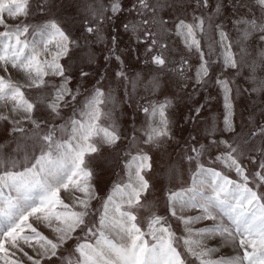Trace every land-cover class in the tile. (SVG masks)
Here are the masks:
<instances>
[{"label": "snow or ice", "instance_id": "6c2138e0", "mask_svg": "<svg viewBox=\"0 0 264 264\" xmlns=\"http://www.w3.org/2000/svg\"><path fill=\"white\" fill-rule=\"evenodd\" d=\"M0 131V264H264V0H0Z\"/></svg>", "mask_w": 264, "mask_h": 264}, {"label": "rangeland", "instance_id": "374dc122", "mask_svg": "<svg viewBox=\"0 0 264 264\" xmlns=\"http://www.w3.org/2000/svg\"><path fill=\"white\" fill-rule=\"evenodd\" d=\"M74 10L70 9L69 13L71 14ZM102 45L96 46L97 51V58L98 63L102 66L103 65V59L102 55L99 52V49L102 48ZM131 74H135L136 72H140L142 75H144L147 78V75L150 71V69L143 65L139 64L137 62H132L129 65ZM109 81H106L105 83H108ZM94 83V78H90L89 81L86 84V87H91V84ZM112 86L114 88L117 87L116 83L114 81H111ZM212 92V95H216L215 90H210ZM189 93H192L191 84L189 85V88L186 89L184 92H179L175 86H173L171 89H169V94H175L176 96V107H175V117L176 120V126H175V133L177 140L183 144V142L191 136H198L203 137L205 135V129L210 125L214 117H220L222 112V107L220 101L214 100L209 102H206L204 99V96L206 93L201 92L199 95L193 94L191 97L188 95ZM123 89L119 88L117 90L116 95L118 97L122 96ZM141 94H143V90L141 89ZM162 98V96L160 97ZM255 99V97H253ZM198 104H206L207 106L202 110V114L199 117V120L197 122L193 121H185L183 117L188 116L190 109L194 108ZM123 111L125 112V115L121 119V123L125 128L128 127L127 121L129 120L132 110L127 108V106H123ZM252 111V102L245 100L243 98L239 99L237 101V121H247L249 112ZM256 115L258 116L259 113L257 112ZM143 117L141 116L140 119ZM239 130V128H238ZM8 142L7 134L0 131V144H6ZM177 145L173 144L168 148V152L171 154V158L175 159L177 156ZM105 156L107 157V160L99 161L98 162V168L104 169V181L107 182L109 178H114V172L116 171L115 168L111 166L109 161L111 160V157L108 156V152L106 150ZM157 165H156V175L158 176V181L156 183V190L152 195L149 196V199H159L161 202V211H163L162 208V186H165L168 184V178L163 174L164 169L167 167V164L169 163L168 159L161 160L160 157L157 155L156 157ZM101 192L104 190V185L101 184ZM223 251H227V249H224Z\"/></svg>", "mask_w": 264, "mask_h": 264}]
</instances>
